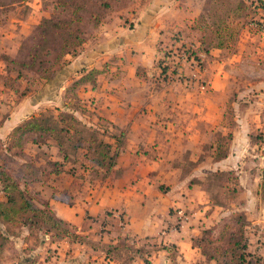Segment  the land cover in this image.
I'll return each mask as SVG.
<instances>
[{
    "label": "rangeland",
    "instance_id": "1",
    "mask_svg": "<svg viewBox=\"0 0 264 264\" xmlns=\"http://www.w3.org/2000/svg\"><path fill=\"white\" fill-rule=\"evenodd\" d=\"M150 1L77 0L76 8L69 0H0L3 7L0 16L12 21L21 19L26 24L17 41H0V135L12 107L23 99L21 92H27L29 101H43L39 99L40 90L49 82L47 94H53L56 88L50 82L66 77L63 70L69 57L91 48L99 29L132 26L131 22ZM35 2L39 11L34 13L31 5ZM207 16L208 20L199 18L192 29L168 30L158 46V62H164L162 67L167 68L160 82L166 86L195 87L196 96L203 95L206 101L223 105L222 123L213 131L214 142H209L205 151L211 153L210 144L214 149L218 144L221 146L217 154L229 150L232 164L228 167L233 168L208 174L201 182L194 180L201 183L207 215L205 219L203 214L200 218V230L193 240L200 248L190 264H215L209 258L218 256L217 251H229L236 242L245 248L240 250L245 254L244 264H264V0H216ZM52 24H59L61 29H55ZM199 25L201 30L197 29ZM6 68L10 74L5 72ZM18 73L21 77L16 81L8 80V76L15 79ZM75 81L73 78L61 84L64 89L61 100H57L59 107H40L30 116L58 123L60 113L78 112L81 125L77 124V128L83 133L70 129V140L64 139L66 161L55 162V151L45 135L28 134L20 140L18 135L0 138V168L16 179L39 207L46 204L54 187L68 185L70 195L84 197L88 187L105 182L110 175L96 166L93 151L88 150L93 139L85 129L91 126L88 121L93 114L85 111L76 97ZM3 84L11 86L17 94L6 91ZM91 127L96 131V138L104 140L100 128ZM102 128L108 126L102 124ZM79 139L84 141L79 143ZM73 146L84 149L74 150ZM215 153L213 150V157ZM1 186L0 182V198H3ZM188 214L187 211L185 215ZM1 230L0 264L56 263L60 258L57 251L45 245L48 241L43 230L30 232L27 228L12 226ZM134 241L121 244L123 249L119 254L123 264L136 255L147 261L150 252L156 251L150 241L145 242L148 247L145 243L132 244ZM65 253L64 260L67 257L70 260L71 250ZM225 257L230 258L227 254Z\"/></svg>",
    "mask_w": 264,
    "mask_h": 264
},
{
    "label": "crops",
    "instance_id": "2",
    "mask_svg": "<svg viewBox=\"0 0 264 264\" xmlns=\"http://www.w3.org/2000/svg\"><path fill=\"white\" fill-rule=\"evenodd\" d=\"M215 1L151 0L132 26L99 29L91 48L67 56L66 77L50 82L56 88L53 94H47L48 82L40 90L43 101H29L24 96L12 107L1 128L4 137L40 107H59L63 82L94 71L93 83L87 81L76 91L83 107L93 114L88 123L105 132V141L112 145L115 141L109 136L125 133L123 149L105 182L88 187L84 197L70 195L68 185L54 187L50 193L46 203L53 213L73 225L86 242H54L44 235L48 249L60 256L56 263L44 264H123L121 258L110 259L104 249L131 239L135 240L132 244L150 241L155 245L156 251L147 257L150 264H190L196 257L199 249L193 240L202 214L203 219L207 215V202L201 183L194 180L204 181L208 174L232 164L229 153L214 161L212 144L211 153L205 151V146L214 142L213 131L222 123L223 105L196 96L195 87L160 82L158 46L168 30L192 29L199 18L208 20ZM31 6L34 13L39 11L36 2ZM25 26L21 19L6 20L1 15L0 41H17ZM75 116L79 119L77 113ZM102 124L108 128L103 129ZM48 143L55 151V162L61 161L57 147ZM178 210L189 214L181 228L173 229ZM68 250L71 258L64 260ZM127 264L144 262L136 255Z\"/></svg>",
    "mask_w": 264,
    "mask_h": 264
},
{
    "label": "trees",
    "instance_id": "3",
    "mask_svg": "<svg viewBox=\"0 0 264 264\" xmlns=\"http://www.w3.org/2000/svg\"><path fill=\"white\" fill-rule=\"evenodd\" d=\"M69 2L70 4L75 5L76 8H78L77 0H69ZM74 14L75 13L73 12V15ZM52 27H54L55 29H61V27H59V24L58 25L52 24ZM43 32L44 31H41L42 35L45 34V32L44 33ZM74 37L75 39L79 40V38L76 35ZM60 53L62 54L63 50H61ZM79 53L80 52L78 53L76 52L75 56L78 55ZM65 54L68 55L70 53L66 52ZM157 66L160 69V75L166 76L167 68L162 67L160 62H158ZM6 72L10 74L9 69L7 68H6ZM94 73H95L94 71H91L85 76L76 80L74 82V86H77L76 91L77 88H79L87 81L93 83ZM19 77H21L20 73H18V76L15 79L12 78L11 76H8V80L16 81ZM3 85L4 87H7L6 84ZM7 88L13 91L14 94L15 93L17 94V92L13 90L11 86L10 88L9 87ZM26 94L27 92L20 93L21 97L26 96ZM74 111L70 115H64L60 113L57 121L58 123L45 122L43 119L32 117L29 120L15 127L10 133V135H12V137L18 135L17 140L22 139L23 137H25V135L28 134H33V135L38 134L43 136L45 135L48 137V139H50L49 141H52L54 145L57 147L58 156H60L61 159H63V161H66L68 159V154L66 153V150L64 148V139L70 140L69 138L72 136V134L70 133V129H73L74 133H83L82 130L77 128V124L79 125L80 122L79 119L75 116V113L78 112L77 111L74 112ZM85 111L87 110L85 109ZM68 122H70L68 127L62 126L63 124ZM85 132L86 133L91 132L89 136L90 139H93V141L89 143L88 150L93 151V156L95 157L94 163L96 164L97 167L99 168L102 167L105 169L106 172L109 173L113 169V167H115L117 158L123 149L125 143V133L121 132L120 135L118 136L117 135L109 136L110 139H114L115 141L114 145H112L105 141V137H106L105 132L102 133L104 140L101 141H99L98 138H96V134H95L96 131L91 126L87 127L85 129ZM232 137H233L232 135L229 136L230 140H232ZM83 141L84 139L78 140L79 143L80 142L82 143ZM92 145H94V148H91ZM21 147L22 146H20V148ZM72 149L83 150L84 148H81L80 146H73ZM220 149L221 146H219V144L216 145V148L214 149L216 153H215V157H213V160L216 162L225 159L229 153V150H226L225 153L217 154V152ZM96 157H98L99 160H97ZM263 179H264V175H263ZM0 182L2 183L1 193L3 194V198H0V239L3 237V232L1 230V227L12 226L14 228L24 227L27 228L30 232L32 230H43L44 235H47L50 238V240L54 242L63 241V240H68L74 243L86 242L85 238L77 233V230L73 225L56 217V215L53 213L48 203L44 204L42 207L36 206L34 204V201L28 198L26 194V190L21 187L20 183H18L16 179L12 178L1 168H0ZM262 189L264 190V184H262ZM233 191L235 193L237 190L234 189ZM1 247L2 244H0V253H1ZM196 247L198 249L200 248L199 246ZM122 249L123 247L121 245L109 244L105 247L104 250L110 259L118 260L121 258L119 252ZM241 249L242 251H244L245 249L244 246H241L240 243L236 242L230 247L229 251L228 250L217 251L216 254L218 256H215V258L210 257L209 259L214 260L215 264H244L245 254L240 251ZM226 254L230 257L229 259L225 257ZM221 257H223L222 259L224 260H221ZM130 259H128V261ZM144 262L145 264H149L147 261Z\"/></svg>",
    "mask_w": 264,
    "mask_h": 264
},
{
    "label": "built area",
    "instance_id": "4",
    "mask_svg": "<svg viewBox=\"0 0 264 264\" xmlns=\"http://www.w3.org/2000/svg\"><path fill=\"white\" fill-rule=\"evenodd\" d=\"M160 64L162 66H164V62H160ZM177 218H178V221L176 222L175 227L173 229H175V228H181V226L183 225V223L186 221V215H185V213H183L180 210L177 211Z\"/></svg>",
    "mask_w": 264,
    "mask_h": 264
}]
</instances>
